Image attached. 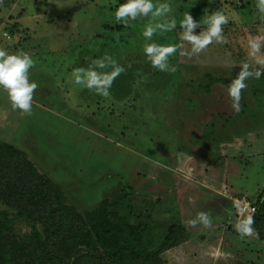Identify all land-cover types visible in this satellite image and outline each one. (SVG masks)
Instances as JSON below:
<instances>
[{
  "label": "rangeland",
  "instance_id": "374dc122",
  "mask_svg": "<svg viewBox=\"0 0 264 264\" xmlns=\"http://www.w3.org/2000/svg\"><path fill=\"white\" fill-rule=\"evenodd\" d=\"M123 2L0 0V48L29 53V79L38 85L30 115L13 110L0 91V142L23 151L76 210L98 212L105 202L113 219L149 227L143 236L152 249L181 214L209 212L211 225L193 226L161 255L164 264H264V242L255 233L241 239L233 228L242 205L255 207L264 189V75L246 81L238 112L226 95L240 63H252L247 41L264 36L256 0H167L177 26L154 34L158 44L181 43L186 12L201 22L197 33L210 13L229 17L226 43L187 57L184 42L169 58L173 72L153 69L142 53V28L162 18L116 23ZM104 54L125 68L106 98L70 78Z\"/></svg>",
  "mask_w": 264,
  "mask_h": 264
},
{
  "label": "trees",
  "instance_id": "16d2710c",
  "mask_svg": "<svg viewBox=\"0 0 264 264\" xmlns=\"http://www.w3.org/2000/svg\"><path fill=\"white\" fill-rule=\"evenodd\" d=\"M103 205L76 210L23 151L0 142V264H164L161 255L190 237L172 223L152 249L143 236L149 227L113 219ZM254 208V233L264 242V189Z\"/></svg>",
  "mask_w": 264,
  "mask_h": 264
},
{
  "label": "clouds",
  "instance_id": "9594fccd",
  "mask_svg": "<svg viewBox=\"0 0 264 264\" xmlns=\"http://www.w3.org/2000/svg\"><path fill=\"white\" fill-rule=\"evenodd\" d=\"M258 13L264 15V0H256ZM172 9L167 0H124L117 4L113 19L116 23L128 24L140 17L162 18L159 22H150L144 25L140 35L146 43L142 47L145 61L160 72H173L175 67L169 64V58L183 48L184 42L189 45L186 51L180 55L192 57L199 55L209 45L224 44L227 42L223 33V27L229 22V17L222 11L210 13L202 21L204 28L198 33L194 29H200V21L194 20L188 13H184L179 21L180 44H158L152 41L157 33L173 31L177 26L175 17L170 16ZM151 41V42H148ZM264 47V36H256L247 41V57L252 60L242 61L239 71L226 87V95L229 98L232 111L240 110L241 93L247 88L249 79L259 80L264 75V55L261 49ZM34 65L31 55L24 51L9 53L0 48V91L7 95V99L13 110H20L30 115L32 112L33 94L38 85L29 79V69ZM125 71L110 55L90 59L87 67H76L70 72V78L74 85L80 86L100 96L108 97L109 89L117 76ZM154 179V178H153ZM254 211V209H253ZM188 223L192 226L197 224L204 227L211 225L212 220L209 212H197ZM253 216L246 215L238 219L233 225L235 233L241 238L254 235Z\"/></svg>",
  "mask_w": 264,
  "mask_h": 264
},
{
  "label": "crops",
  "instance_id": "0c3cea01",
  "mask_svg": "<svg viewBox=\"0 0 264 264\" xmlns=\"http://www.w3.org/2000/svg\"><path fill=\"white\" fill-rule=\"evenodd\" d=\"M219 149V147L217 146L216 147V151ZM222 188H224V189H226L225 188V186H223ZM234 200L235 199H232V198H230L229 199V201H231V206H232V204L234 203ZM230 203V202H229ZM235 203H237V202H235ZM225 212H228V209H226L225 210ZM230 212H233V207H231V211ZM183 213H185L184 211H183ZM234 213V212H233ZM193 217H187L186 215H184V214H181V217H180V222H179V224L180 225H182L187 231H189L190 233L193 231V229H196V228H194L192 225H190L189 223H188V221L190 220V219H192ZM189 233V234H190Z\"/></svg>",
  "mask_w": 264,
  "mask_h": 264
},
{
  "label": "built area",
  "instance_id": "2783aa9c",
  "mask_svg": "<svg viewBox=\"0 0 264 264\" xmlns=\"http://www.w3.org/2000/svg\"><path fill=\"white\" fill-rule=\"evenodd\" d=\"M241 207V206H240ZM253 209H254V211H253ZM245 210L247 211L246 212V215H249V214H251V215H253L254 214V212H255V208L254 207H250L248 204L247 205H242V211H241V214L238 212L236 215H237V217H239V218H236V215H235V220L237 221L238 219H240L241 217H243L244 216V213H245ZM226 225H230L229 223H226Z\"/></svg>",
  "mask_w": 264,
  "mask_h": 264
}]
</instances>
